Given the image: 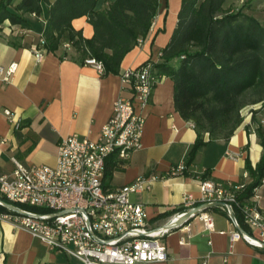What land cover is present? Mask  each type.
Returning a JSON list of instances; mask_svg holds the SVG:
<instances>
[{
    "label": "crops",
    "instance_id": "obj_1",
    "mask_svg": "<svg viewBox=\"0 0 264 264\" xmlns=\"http://www.w3.org/2000/svg\"><path fill=\"white\" fill-rule=\"evenodd\" d=\"M112 1L99 0L97 10L107 9ZM160 2L150 36L125 57L118 75L101 74L94 66L72 60L74 51L66 44L56 53L45 50L43 60L37 62L34 50L40 47L49 29L47 5L40 17L24 16L30 29L9 21L3 23L0 27V70H4L0 74V107L12 111L13 123L0 114V174L13 173V159L26 168L55 166L59 144L69 136L93 141L99 138L113 114L115 102L120 97L132 96L122 74L148 62L160 63L162 51L170 42L182 0ZM252 16L264 23V16ZM73 27L87 39L94 35L86 17L76 19ZM66 52L69 57L65 58ZM13 64H18V68L6 82L4 77ZM142 114L146 117L142 146L125 162L117 156L111 157L123 166L114 172L108 189L118 190L138 177H158L150 190L131 195L133 203L146 209L150 227H162L180 213L186 195L200 202L204 175L206 180L225 186L250 182L246 160L250 159L256 168L263 154L251 116L229 141H213L199 149L190 167L195 176L167 177L172 166L187 164L197 139L194 124L176 111L174 83L170 78L160 80ZM16 124L20 127L16 128ZM205 140L209 141L208 135ZM252 203L264 213V183ZM206 214L212 217L213 231L205 229L199 216L163 238L168 253V260L163 264H203L205 261L208 264H264V249L245 240L232 241L237 228L222 207L212 208ZM241 219L245 223L243 216ZM247 232L258 236L248 226ZM0 255V264H81L64 253L52 251L28 231L16 228L1 216Z\"/></svg>",
    "mask_w": 264,
    "mask_h": 264
},
{
    "label": "trees",
    "instance_id": "obj_2",
    "mask_svg": "<svg viewBox=\"0 0 264 264\" xmlns=\"http://www.w3.org/2000/svg\"><path fill=\"white\" fill-rule=\"evenodd\" d=\"M16 1L0 0V27L9 21L30 29L24 16L40 17L47 5L49 29L43 48L56 53L69 45L75 54L72 60L85 64L87 59H95L104 65L105 74L115 75L121 74L125 57L150 36L161 8L160 0H113L102 11L97 10L99 0ZM226 2L182 0L173 35L162 51L161 62L153 63V68L159 79L173 81L176 111L192 122L197 132L188 167L201 147L217 140L229 141L245 122L244 111L250 108L251 125L263 154L256 168L246 160L250 182L237 196L235 216L247 232L242 207L254 205L255 192L264 183V23L242 10H226ZM84 17L94 29L91 39L73 27L76 19ZM121 166L113 158L107 161L106 189ZM185 176L195 175L187 172ZM7 213L0 206V215Z\"/></svg>",
    "mask_w": 264,
    "mask_h": 264
},
{
    "label": "built area",
    "instance_id": "obj_3",
    "mask_svg": "<svg viewBox=\"0 0 264 264\" xmlns=\"http://www.w3.org/2000/svg\"><path fill=\"white\" fill-rule=\"evenodd\" d=\"M44 43L42 39L40 47L34 50L37 62L45 56ZM85 64L105 73L104 65L95 59L89 58ZM17 68L18 64L9 68L4 77L6 82ZM0 74L3 75L4 70L1 69ZM122 79L132 96L129 99L120 97L115 102L113 114L97 140L69 136L59 144L55 166L26 168L13 159V173L0 174V198L26 214L8 210L9 213L0 216L16 228L28 231L52 251L64 253L81 264H163L168 260V253L162 240L182 225L169 230H163L164 226L176 223L179 217L206 203H223L235 213V207L239 206L238 193L246 185L225 186L203 180L200 202L188 194L182 212L162 227H150L146 209L133 203L131 195L150 190L159 178L138 177L133 183L112 191L104 187V176L111 157L117 156L125 162L141 148L146 122L142 112L161 79L155 76L153 62L126 70ZM0 114L13 123L12 111L0 107ZM19 127L16 124V128ZM187 172L193 173L182 163L172 166L167 177L185 176ZM226 206L222 208L229 215ZM242 212L246 225L258 232V236L251 235V238L237 229L232 241L245 240L261 248L264 213L255 205L243 206ZM200 218L206 230H214L210 215L205 212ZM233 224L236 226L235 222Z\"/></svg>",
    "mask_w": 264,
    "mask_h": 264
},
{
    "label": "water",
    "instance_id": "obj_4",
    "mask_svg": "<svg viewBox=\"0 0 264 264\" xmlns=\"http://www.w3.org/2000/svg\"><path fill=\"white\" fill-rule=\"evenodd\" d=\"M0 204L2 207L6 208L7 210L13 211L15 213L21 214V215H26L25 212L19 210L18 208L12 206L9 203H6L5 201H3L0 198ZM225 207L226 205L223 203H219V202H214V203H206V204H202L200 206H198L197 208H195L194 210L186 213L185 215L181 216L178 218V221L176 223H169L166 226L163 227V230H169V229H173L177 226L183 225L184 223L188 222L189 220L196 218L198 216H200L201 214L205 213L206 211L215 208V207ZM228 212H229V216L231 218V220L233 222H235L237 229L239 230V232L243 235L249 236L251 238H253L251 236V234H249L248 232H246L245 230L242 229V227L240 226L239 223H237V218L235 216V213L231 210L230 207L226 206ZM261 248L264 249V244L261 243Z\"/></svg>",
    "mask_w": 264,
    "mask_h": 264
},
{
    "label": "rangeland",
    "instance_id": "obj_5",
    "mask_svg": "<svg viewBox=\"0 0 264 264\" xmlns=\"http://www.w3.org/2000/svg\"><path fill=\"white\" fill-rule=\"evenodd\" d=\"M225 9L235 12L242 10L247 14L258 15L262 17L264 16V0H227ZM244 115L246 118L251 116L250 108H247L244 111Z\"/></svg>",
    "mask_w": 264,
    "mask_h": 264
}]
</instances>
